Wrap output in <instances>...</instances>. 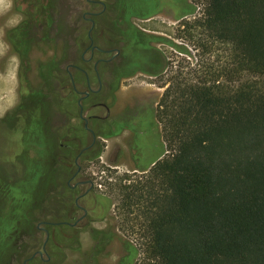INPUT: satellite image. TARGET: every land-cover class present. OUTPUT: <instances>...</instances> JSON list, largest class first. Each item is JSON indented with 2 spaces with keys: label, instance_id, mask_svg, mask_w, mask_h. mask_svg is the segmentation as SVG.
Returning a JSON list of instances; mask_svg holds the SVG:
<instances>
[{
  "label": "trees",
  "instance_id": "1",
  "mask_svg": "<svg viewBox=\"0 0 264 264\" xmlns=\"http://www.w3.org/2000/svg\"><path fill=\"white\" fill-rule=\"evenodd\" d=\"M147 1L137 15L144 19L153 12V3ZM194 1L203 5L202 14L183 19L180 26L198 51L197 61L185 76L176 74L168 86H162L166 89L158 102L157 119L164 125L170 155L143 170L150 175L145 183L121 187L126 192L122 208L134 212L142 206L145 229L140 247L126 240L119 264H136L141 247V264H264V0ZM130 5L114 0L112 8L118 10L114 19L108 18L107 5L105 12L94 17L96 24L111 21V30H118V23L134 13ZM48 20V25L54 23L52 17ZM120 32L125 41L133 40V58L124 56L126 69L136 67L140 56L151 54L153 60H161V52L151 42L162 38L134 27ZM86 38L78 41L80 51L88 46ZM218 45L228 51V63L214 58ZM67 50L41 65L40 87L19 108L22 114L16 119V130L23 134L25 151L18 155L17 166L24 170L17 179L10 178L14 171L0 174V264H10L20 254L19 238L33 232L39 221L61 220L68 206H73L66 182L77 171L74 160L86 145L85 138L79 125L71 137L66 130L72 129L64 123L55 127L56 136L48 129L59 105L62 113L63 104L70 100L78 110L71 78L63 66L69 59ZM75 60V80L85 83L79 68L88 66L80 54ZM108 68L104 65L101 70ZM163 72L157 68L151 74L162 77ZM244 74L251 77L245 80ZM99 97L93 96L91 102ZM23 118L26 124L21 127ZM101 152L97 143L82 156V175L84 162L99 158ZM45 211L50 213L43 216ZM100 237L106 244L114 239ZM63 240L57 237L48 244L62 257L64 250L58 242L62 248L81 243L78 238L70 244ZM95 240L101 242L99 236ZM28 252L24 251L23 259Z\"/></svg>",
  "mask_w": 264,
  "mask_h": 264
},
{
  "label": "rangeland",
  "instance_id": "2",
  "mask_svg": "<svg viewBox=\"0 0 264 264\" xmlns=\"http://www.w3.org/2000/svg\"><path fill=\"white\" fill-rule=\"evenodd\" d=\"M95 1L105 3L106 7L108 5V18L114 19L117 14V9L112 8L114 0ZM126 1L131 2L130 9L134 12L128 17L130 25L147 35L163 39L160 41L162 43L151 44L161 52L160 64L164 68H160V71L164 70L163 76L155 77L151 74L157 70L151 54L139 57L138 65L132 69L136 75L122 80L117 91L109 86L113 81V74L109 72V68L105 71L102 78L104 90L98 99L109 109V117L105 121L107 128L97 127V130L105 134L104 137H97L102 152L99 158L84 162L83 167L84 175L95 182L98 193L114 202L107 220L96 222L94 227L104 228L109 221L115 228L116 238L107 245L102 237H99L101 242H97L86 233L80 238L82 248L74 251L62 248L63 243L58 242L61 249H64V257L57 264H119L125 255L126 240L140 247V236L145 229L141 226L144 219L140 216L141 210L139 211L142 206L135 208L134 212L123 209L121 203L126 192L123 193L121 187L145 183L150 175L143 170L158 159L170 155L168 142L163 136L164 125L157 119L158 102L166 89L162 86H168L170 77L176 74L185 76L191 63L195 64L197 61L198 51L185 37L180 22L200 16L203 12L202 4L194 0H160L156 13L143 19L137 15L142 12L140 7L144 9L146 2ZM101 10L100 4H89L86 0H11V8L0 13V174L14 171L10 178L19 177V171L10 164L17 166L21 149L19 141L22 140L19 134L9 133L3 120L13 112L16 113L30 92L40 87L42 81L39 69L42 64L53 57L60 58L67 49V53L74 56L69 51L71 47H74L78 61L79 54L83 53V49L79 50L78 41L79 44L83 43L91 26L83 16L87 12L96 13ZM51 17L54 23L48 25ZM18 18L19 23H14ZM123 25L124 22L118 23L119 29L112 31L111 21L107 25L96 24V38L99 39L97 43L103 48L117 47L133 58V40L127 42L123 39L120 32L124 31ZM105 27L108 28L107 31L102 32ZM87 43L89 42L86 41ZM181 47L188 52L179 49ZM85 58H89V53H86ZM214 58L222 64L230 60L228 51L222 45L216 46ZM118 62L121 63V60ZM91 69L92 88L97 89L93 65ZM121 70L118 68L119 73H116L117 81L120 74L129 72ZM250 77L249 74H244L245 80ZM66 113L67 111L55 114V117L62 120L66 118ZM107 113L105 108L91 109L89 106L85 109L84 116L105 118ZM75 116L78 122V110ZM89 141L87 138L86 142ZM97 211H101L100 207ZM45 213L50 212H43V216ZM44 238V233L36 228L31 233H24L17 244L20 254L12 257L10 264H21L24 251L31 253ZM139 249L136 264H141L144 260L142 247Z\"/></svg>",
  "mask_w": 264,
  "mask_h": 264
},
{
  "label": "flooded vegetation",
  "instance_id": "3",
  "mask_svg": "<svg viewBox=\"0 0 264 264\" xmlns=\"http://www.w3.org/2000/svg\"><path fill=\"white\" fill-rule=\"evenodd\" d=\"M86 1L89 4H93V3L100 4L102 6V10L96 13L87 12L83 16L84 20L90 22L91 24L87 32V38L89 41L88 46L80 55L82 61L85 63V65L88 66V69L86 70H82L81 68H79L81 72L85 75V83L79 84L75 80V74H76L75 70H77V66L74 64L76 62L74 47H71L69 49L70 52L72 51L74 53V56L68 54L69 59H67V62L65 61L66 63L64 62L65 64L63 65L71 78V84L75 93L74 97H76L75 99L78 106L79 120L77 122L75 116V114L77 113L76 105L69 104L70 100H68L66 104H63L64 110L62 111L63 114L65 111H67L66 118H63L62 120H58V118H56L54 115L49 119V124H48L49 127L48 129L52 133V136L57 135L54 129L55 127H60L62 123H64L67 126H70L72 130L71 131H69L68 129L66 130V134L69 135V137H71L70 135L76 131V125H79L81 129L80 134L85 138L86 145L82 148V150L74 160L75 165L77 166V171L70 178H68L66 182V187L69 189L71 193L70 202H73V206H68V208L66 209L67 211L65 212V216L61 220L58 221L42 220L37 223L36 225L37 231H41L42 233H44L45 238L43 242L35 250H33L31 253L27 255L26 258L23 259L22 264H34V263L49 264L54 260H57V262L59 263L61 259H63L59 250L56 249L55 246L49 247L48 245L50 239L53 242H55L54 239L57 237L64 239L63 241L68 244L75 241V238H78L79 240L81 236H83L86 233L93 238L97 236L100 237L102 235H107L116 238V233L114 230L115 228L109 223V221L105 224L104 228L94 227V224L96 222L98 221L103 222L104 220H107L106 217L110 213L111 205L114 206V202L110 200L108 197H104V195L98 193V191L95 189L96 186L95 182L86 175H82L83 168L82 165L80 164V161L82 156H84L87 152L91 151L97 144V139L94 142V135L96 136V138L101 135L103 137L105 136V134H103L102 131L97 130V127L101 129L107 128L105 121L109 117L108 107L104 103H101L99 100H97L96 103L91 102L93 96L95 95L100 96V94L104 90V84L102 78L104 77L105 72H102L101 68L104 65L109 66V72L114 76L113 81L109 86L111 87V89H114V91L119 90L120 83L122 80L133 78L136 75V72H133L132 68L126 69L128 63L126 61V58L124 57L125 53H123L121 49L117 47L103 48L98 45L97 43L99 40L98 37L96 39L93 37L94 30L96 27V21L94 17H97L101 13L105 12L107 7L105 3L100 1H95V0H86ZM151 2L153 3V7H152V11H153L152 15H153L154 13H156L157 8L159 7L160 0H151ZM152 15L150 17H152ZM124 23H125V25H123L124 30L133 28L132 25H130V23L128 22V20L124 21ZM103 39L104 38H101V40ZM151 44L154 43L151 42ZM86 53H89V58H85ZM120 60L121 63L118 62ZM158 60L159 59H156L153 60L152 62L154 66H157L158 70H160V68H162L163 66L160 64V61ZM92 65H93L94 75L96 76L98 82L97 89L92 88V77H93V73L91 69ZM118 68H121L122 72H125L126 70H129V72L120 74L119 79L117 81L116 73L118 72ZM53 104L56 105V103L54 102ZM89 106L91 109L98 107L105 108L108 111V113L105 118L95 115H90L88 117H85L84 111ZM59 107L60 105L58 106V108ZM58 108H56L57 110L55 113L56 115L62 114ZM19 111L20 110L18 109L17 111L18 113L13 112L4 122V125L7 126V128L10 131L9 132L10 134L13 133L20 135V132L16 130V126L19 128L16 119L18 120L20 113L22 114V112ZM71 116L74 118H71ZM19 122H21L19 123L21 124V127L23 126V124H26L24 123V118L22 119V121ZM25 122H29V119L26 118ZM22 135L23 134L20 135L22 140L19 141V146L21 148L20 153H23L25 151ZM87 138L90 139L89 142H86ZM10 165L14 166L15 169H17L18 171L23 172L24 170L23 166L21 165L19 167L13 164ZM69 168H71V165H69ZM98 207H100L101 210L100 212L97 211ZM76 247L69 248L66 246V249L73 251L80 250L82 248V244L80 243L79 246L76 245Z\"/></svg>",
  "mask_w": 264,
  "mask_h": 264
},
{
  "label": "clouds",
  "instance_id": "4",
  "mask_svg": "<svg viewBox=\"0 0 264 264\" xmlns=\"http://www.w3.org/2000/svg\"><path fill=\"white\" fill-rule=\"evenodd\" d=\"M11 8V0H0V13ZM14 23H19V18L14 21Z\"/></svg>",
  "mask_w": 264,
  "mask_h": 264
},
{
  "label": "water",
  "instance_id": "5",
  "mask_svg": "<svg viewBox=\"0 0 264 264\" xmlns=\"http://www.w3.org/2000/svg\"><path fill=\"white\" fill-rule=\"evenodd\" d=\"M93 25H94V22H93ZM87 95H88V93H87ZM80 103H81V101H80ZM82 115V114H81ZM96 136L94 135V142L96 141ZM48 233V232H47ZM41 254V253H40Z\"/></svg>",
  "mask_w": 264,
  "mask_h": 264
},
{
  "label": "bare ground",
  "instance_id": "6",
  "mask_svg": "<svg viewBox=\"0 0 264 264\" xmlns=\"http://www.w3.org/2000/svg\"><path fill=\"white\" fill-rule=\"evenodd\" d=\"M3 14V13H2ZM16 72V71H15ZM13 74V73H12Z\"/></svg>",
  "mask_w": 264,
  "mask_h": 264
}]
</instances>
